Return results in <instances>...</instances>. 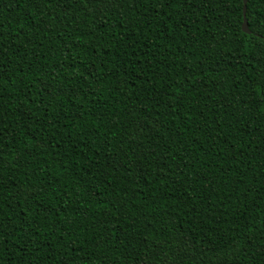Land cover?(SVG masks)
<instances>
[{"label": "trees", "instance_id": "1", "mask_svg": "<svg viewBox=\"0 0 264 264\" xmlns=\"http://www.w3.org/2000/svg\"><path fill=\"white\" fill-rule=\"evenodd\" d=\"M0 0V264H264V0Z\"/></svg>", "mask_w": 264, "mask_h": 264}, {"label": "water", "instance_id": "2", "mask_svg": "<svg viewBox=\"0 0 264 264\" xmlns=\"http://www.w3.org/2000/svg\"><path fill=\"white\" fill-rule=\"evenodd\" d=\"M246 3L247 0H243V23H242V31L245 33H249L248 27H247V21L245 19V10H246Z\"/></svg>", "mask_w": 264, "mask_h": 264}]
</instances>
